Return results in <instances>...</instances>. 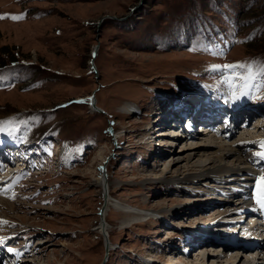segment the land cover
<instances>
[{"label":"rangeland","instance_id":"1","mask_svg":"<svg viewBox=\"0 0 264 264\" xmlns=\"http://www.w3.org/2000/svg\"><path fill=\"white\" fill-rule=\"evenodd\" d=\"M5 14L23 16L0 19V143L19 141L17 154L29 156L27 167L23 160L1 172L10 190L0 192V220L9 222L0 224V242L24 252L18 264H102V168L105 264H229L235 253L216 257L221 248L188 238L208 220L218 238L236 237V227L241 234L264 224L260 206L222 217L236 202L227 185L170 180H199L210 153L195 155L194 146L204 141L216 151L251 143L242 154L250 174L262 173L254 154L264 151V75L233 88L210 66L254 61L255 73L264 63V0H0ZM196 91L262 110L233 136H169L175 127L157 125L150 112L197 99ZM92 92L101 111L89 105ZM185 100L177 105L190 109ZM244 256L231 264H250Z\"/></svg>","mask_w":264,"mask_h":264},{"label":"bare ground","instance_id":"2","mask_svg":"<svg viewBox=\"0 0 264 264\" xmlns=\"http://www.w3.org/2000/svg\"><path fill=\"white\" fill-rule=\"evenodd\" d=\"M178 101L181 102V100H179V99L173 100L170 103L165 102L164 104L162 102H159V105L154 108V109L159 110V112H155V114H156L155 116H157L156 120H157L158 124H169V122L166 120V117L165 118L162 117V116H165L166 113H169V115H177V113H180V111L185 109V108L177 105ZM187 103H189V102H187ZM172 107H175V108H172ZM193 107L194 106H192L190 108L191 111H192ZM235 109L238 110V109H240V107L235 106ZM244 110H245V108H242L240 110V112L250 116V120H254L253 116L255 114H257L256 112H254L255 109L250 108L246 111H244ZM257 110H262V109L257 108ZM242 111H244V112H242ZM164 112H165V114H164ZM252 112H254V113L252 114ZM260 112L258 114H260ZM255 117L259 118V117H257V115ZM239 122H241V121L236 120L234 128L237 127V124ZM161 128H163V127H161ZM232 129L233 128H229V126H225V127L221 128L220 130L217 129V130H214L213 132H216L219 135L227 133V132H229V133L231 132L232 136H233V134L235 132H232L231 131ZM178 134H179V132H177L176 130H173V132L169 136H171V135L178 136ZM193 138H195V137H190V139H192V140H193ZM246 145L247 146L251 145V143H249V142L238 143L234 148H231V149L220 147L218 149L219 151H216V149H214L213 145L207 144V143H205V141H204V143L198 142L194 146L195 147V155H199L200 153H203V152H209L210 153V156H209L210 162H209L208 168L206 165H204V167L202 168V171L200 170L199 174H196V176H194L195 178L199 177L198 178L199 180L197 182H195L194 178H190L189 176H183L181 178H178V177L173 178L170 181L174 182V184L180 185L183 181H187V180H190L192 183H195V184L201 180H204V181L207 180L210 182H214L216 184L227 185L226 186L227 187L226 194L228 192H236L235 193L236 195L233 198V199H236V202L234 203L233 209H226V211L223 212L224 215L222 217L227 218V216H229L231 214L230 212L238 210V209L239 210L244 209L245 212H247L248 214L249 213L251 214V212H253L252 209L254 207L260 206L255 199V194L258 191V187H257L258 184H259V189H263L264 179L257 181L256 178L261 177L262 175H264V173H259V171H258V173H256V174H250V171L252 172L254 170L250 169L247 166L249 163L247 161H245L244 156L242 154L243 153V151H242L243 147ZM224 150H229L231 152L224 153L223 152ZM260 152H264V151H260ZM7 158H9V156ZM189 159H190L189 157H188V159H185L186 162ZM254 163H255V161H254ZM21 164L18 162L16 164H12V166L9 167L8 169H5V168L0 169V182H5L7 180L5 178L6 176L4 177L1 174V172L9 171L13 167L21 165ZM244 164L247 167L241 166ZM255 166H256L255 170L261 171L260 168L264 169V161L257 159ZM10 177L11 176H9V178ZM99 184L103 186L104 190L105 189L108 190L109 181L107 178L105 179V177H102ZM213 190L216 191L217 188L213 189ZM221 194L225 195L224 193H221ZM232 194H234V193H232ZM214 196H216V194ZM228 196H229V193H228ZM231 202H233V201H228V203H231ZM109 203H110V200H109V198H107L106 208L108 207ZM262 210L264 212V208H262ZM104 215H105V213H104ZM213 223H215V222L208 220L207 224H205L202 227V230L200 229L199 231L193 232L190 235V238H188V241L191 243H194L195 244L194 247H196L198 245H202L199 247L200 249H203V246L205 247V245H203V244H207V245L211 244L213 246H216L219 249L221 248L222 249L221 250L222 256L217 254V255H215L216 257L222 258L225 256L226 258L230 259L228 255L230 253H235V254H233V258H231V261L229 262V264L234 262V261H232V259L234 260V258H236L238 256V254H241V252L246 254V256H244V258L246 257L245 259L250 260V264H264V261L262 263H259V259L260 260L264 259V257L260 258L261 257L260 255L263 254V253L261 254V252L264 250V224L263 223H255L253 227L244 228L241 231V235L245 236L246 238L247 237H250L253 239L254 238H256V239L260 238L261 239L262 238L261 243L263 245H261L260 247H256L259 245H253L251 243L241 244V243H236V242H228L222 238H218L217 235L215 236L213 234V229L210 228V226H213ZM235 230H238V231L241 230V226H239V228L236 227ZM210 247H212V246H210ZM203 257H205L204 253H203ZM0 264H4L2 259H0ZM8 264H14V263H8ZM234 264H237V263H234Z\"/></svg>","mask_w":264,"mask_h":264},{"label":"snow or ice","instance_id":"3","mask_svg":"<svg viewBox=\"0 0 264 264\" xmlns=\"http://www.w3.org/2000/svg\"><path fill=\"white\" fill-rule=\"evenodd\" d=\"M3 18H11L13 20L22 19V15H12V14H5L0 15V19ZM219 55V53H213ZM254 61H239L230 64H222V65H211L210 67L213 70H218L223 77L224 82L228 83L230 87H249V81L255 80L258 75H264V63L260 64L257 68V71L254 73L252 71ZM243 70V71H238ZM264 86V85H262ZM239 95H245L243 91L239 92ZM232 99H238V94L234 91L232 93ZM262 147H264V141H261ZM260 160L264 161V152H257L254 154ZM103 170V168H102ZM262 173H264V169H261ZM257 181L264 179V175L261 177L256 178ZM7 182H0V192L7 193L10 189L9 187L5 186ZM258 191L255 194V199L257 203L264 208V189H259V184L257 185ZM12 198H15V194L13 193ZM9 223L8 221L0 220V224ZM9 252L16 251L15 249L8 248Z\"/></svg>","mask_w":264,"mask_h":264},{"label":"water","instance_id":"4","mask_svg":"<svg viewBox=\"0 0 264 264\" xmlns=\"http://www.w3.org/2000/svg\"><path fill=\"white\" fill-rule=\"evenodd\" d=\"M103 21V18L99 19L98 22H97V27L99 28L101 23ZM96 52H97V47H94L93 49V53H92V58H91V65L93 66V59L95 58L96 56ZM94 67V66H93ZM88 101H89V105L91 107L92 110H97V111H101V109H99L96 105V100H95V95H94V92L91 93V95L89 96L88 98ZM103 176L105 177V174L103 172ZM107 190L105 189L104 190V194H103V204H102V207L100 208V211H99V215H100V225H99V229L103 235V240H104V247H105V260L102 262V264H105V261L108 257V253H109V250L111 249V244L109 242V239H108V234L106 232V225H105V221H104V213H105V210H106V203H107Z\"/></svg>","mask_w":264,"mask_h":264}]
</instances>
